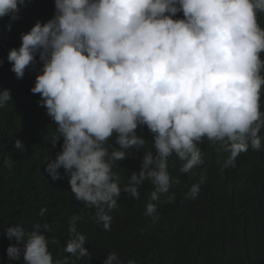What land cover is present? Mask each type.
<instances>
[{"label": "clouds", "instance_id": "1", "mask_svg": "<svg viewBox=\"0 0 264 264\" xmlns=\"http://www.w3.org/2000/svg\"><path fill=\"white\" fill-rule=\"evenodd\" d=\"M25 5L0 0V18L18 19ZM54 7L50 19L21 33L7 60L18 79L37 57L41 62L30 91L39 94L38 104L56 125L52 145L62 140L45 170L52 180L69 177L75 199L96 209L106 231L121 193L139 199L146 180L154 190L145 215L159 219L152 201L169 192L171 156L183 161L180 172L190 173L203 163L199 145L207 139L229 153L223 172L249 147L264 150V27L258 23L264 0H54ZM10 100V90H0V106ZM144 127L152 133V148L121 185L114 168L130 149L144 148L146 139L137 131ZM15 147L24 149L19 139ZM4 165L11 169L13 161ZM199 189L193 184L187 196L195 199ZM173 200L174 194L165 202ZM46 213L42 207L39 215ZM80 219L72 216L64 251L90 259L88 238L76 227ZM31 226L6 228L15 241L6 249L10 260L74 264L68 256L54 259L49 244L59 240L40 231H52L51 224ZM103 264L125 262L111 251Z\"/></svg>", "mask_w": 264, "mask_h": 264}, {"label": "trees", "instance_id": "2", "mask_svg": "<svg viewBox=\"0 0 264 264\" xmlns=\"http://www.w3.org/2000/svg\"><path fill=\"white\" fill-rule=\"evenodd\" d=\"M54 12V0H26L18 19L0 18V90L11 93V100L0 106V264H24L23 256L18 261L7 256V247L15 241L7 238L6 228L20 223L32 230L31 225L40 221L52 226V231H40L50 240H59L49 244L54 259L68 256L74 264H103L111 251L125 264L130 259L136 264H264V150L249 147L237 156L234 167L223 172L221 165L229 153L207 139L199 145L203 163L190 173L180 172L183 161L171 156L169 192L152 201L159 219L154 222L152 216L145 215L154 190L146 180L139 188V199L121 193L109 213L110 231L103 228L95 208L75 199L69 177L51 179L45 170L46 160L55 158L62 140L52 145L56 125L38 104L39 94L30 91L41 62L37 57L36 64L18 79L7 56L10 49L20 46L21 33L28 32L37 20L46 22ZM177 16L182 18L183 13ZM258 23L264 27V13H258ZM260 103L264 112V86ZM137 131L146 143L143 149H130L115 166L121 185L133 171H139L143 151L152 148V133L146 127ZM259 135L264 137V127ZM16 139L24 149L15 147ZM6 159L13 161L11 169L5 167ZM60 172L63 174V168ZM196 183L200 184L199 194L192 199L187 193ZM173 194L174 200L165 202ZM42 207L47 208L43 218L39 215ZM79 214L82 219L76 227L88 238L85 247L90 259H76L64 251L69 222Z\"/></svg>", "mask_w": 264, "mask_h": 264}]
</instances>
